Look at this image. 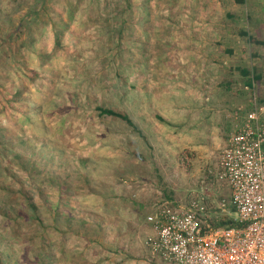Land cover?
I'll return each instance as SVG.
<instances>
[{
  "label": "rangeland",
  "instance_id": "374dc122",
  "mask_svg": "<svg viewBox=\"0 0 264 264\" xmlns=\"http://www.w3.org/2000/svg\"><path fill=\"white\" fill-rule=\"evenodd\" d=\"M253 98L264 0H0V264H168L145 219L189 199L225 229L217 162Z\"/></svg>",
  "mask_w": 264,
  "mask_h": 264
},
{
  "label": "built area",
  "instance_id": "2783aa9c",
  "mask_svg": "<svg viewBox=\"0 0 264 264\" xmlns=\"http://www.w3.org/2000/svg\"><path fill=\"white\" fill-rule=\"evenodd\" d=\"M220 152L217 175L230 190L238 226H202L204 209L162 204L145 219V247L168 264H264V104L237 115Z\"/></svg>",
  "mask_w": 264,
  "mask_h": 264
},
{
  "label": "trees",
  "instance_id": "16d2710c",
  "mask_svg": "<svg viewBox=\"0 0 264 264\" xmlns=\"http://www.w3.org/2000/svg\"><path fill=\"white\" fill-rule=\"evenodd\" d=\"M239 34L241 37H244L245 39H247V41L254 42L256 40L252 35H249L245 31H240ZM240 73L244 78H246L245 80L246 88L254 92L255 90L254 83L260 80V75L255 74L253 73V70L249 71L248 69H241ZM96 110L98 111L99 115L106 116V117H114V118H117L125 122L129 127H131L133 130H136L140 134L138 129L134 126V124L131 122V120L128 118L127 115L117 112L113 109H108V108H103V107H97ZM158 119L162 121L161 118H158ZM233 212H234V209H233ZM219 226H224L228 228V227H234L238 225L234 219L223 218L221 223L218 224V227Z\"/></svg>",
  "mask_w": 264,
  "mask_h": 264
},
{
  "label": "crops",
  "instance_id": "0c3cea01",
  "mask_svg": "<svg viewBox=\"0 0 264 264\" xmlns=\"http://www.w3.org/2000/svg\"><path fill=\"white\" fill-rule=\"evenodd\" d=\"M218 163V162H217ZM229 196H230V192H229ZM235 220V219H234Z\"/></svg>",
  "mask_w": 264,
  "mask_h": 264
}]
</instances>
